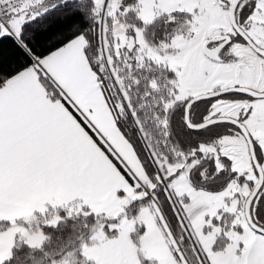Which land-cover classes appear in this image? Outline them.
Segmentation results:
<instances>
[{"label": "snow or ice", "instance_id": "snow-or-ice-1", "mask_svg": "<svg viewBox=\"0 0 264 264\" xmlns=\"http://www.w3.org/2000/svg\"><path fill=\"white\" fill-rule=\"evenodd\" d=\"M0 264H264V0H0Z\"/></svg>", "mask_w": 264, "mask_h": 264}]
</instances>
